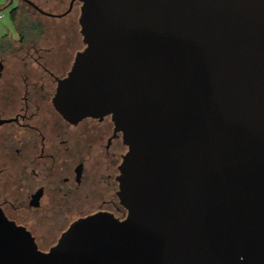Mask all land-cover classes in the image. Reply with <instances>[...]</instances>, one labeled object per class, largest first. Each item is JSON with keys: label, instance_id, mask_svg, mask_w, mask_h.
<instances>
[{"label": "water", "instance_id": "water-1", "mask_svg": "<svg viewBox=\"0 0 264 264\" xmlns=\"http://www.w3.org/2000/svg\"><path fill=\"white\" fill-rule=\"evenodd\" d=\"M80 1L54 106L121 132L126 218L41 252L0 213V264H264V0Z\"/></svg>", "mask_w": 264, "mask_h": 264}, {"label": "flooded vegetation", "instance_id": "flooded-vegetation-1", "mask_svg": "<svg viewBox=\"0 0 264 264\" xmlns=\"http://www.w3.org/2000/svg\"><path fill=\"white\" fill-rule=\"evenodd\" d=\"M81 5L4 1L16 38L0 42V213L41 252L79 219L127 214L119 198L121 132L110 116L68 120L54 106L59 82L85 47Z\"/></svg>", "mask_w": 264, "mask_h": 264}, {"label": "crops", "instance_id": "crops-1", "mask_svg": "<svg viewBox=\"0 0 264 264\" xmlns=\"http://www.w3.org/2000/svg\"><path fill=\"white\" fill-rule=\"evenodd\" d=\"M2 9H4V1L0 0V10ZM14 38H16V34L12 19L9 14L8 17L3 15L2 20L0 21V42H7Z\"/></svg>", "mask_w": 264, "mask_h": 264}, {"label": "rangeland", "instance_id": "rangeland-1", "mask_svg": "<svg viewBox=\"0 0 264 264\" xmlns=\"http://www.w3.org/2000/svg\"><path fill=\"white\" fill-rule=\"evenodd\" d=\"M3 1H5V0H3ZM8 12H9V10H8L7 8H4V9L0 10V15H1V17H0V21L2 20L3 15H5V16L8 17ZM27 15H28V16H31L32 14H31L30 12H27ZM36 15H37V14H36ZM37 19H38V18H37ZM39 19H44V18H43V17H39ZM20 25H21V29L26 31V26H25V24H24L22 21L20 22ZM80 41H81V37H80ZM80 43H81V42H80ZM80 45H81V44H80Z\"/></svg>", "mask_w": 264, "mask_h": 264}, {"label": "trees", "instance_id": "trees-1", "mask_svg": "<svg viewBox=\"0 0 264 264\" xmlns=\"http://www.w3.org/2000/svg\"><path fill=\"white\" fill-rule=\"evenodd\" d=\"M11 19H12V17H11Z\"/></svg>", "mask_w": 264, "mask_h": 264}]
</instances>
